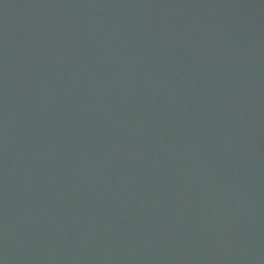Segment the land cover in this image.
Returning <instances> with one entry per match:
<instances>
[{"label": "water", "instance_id": "95a60500", "mask_svg": "<svg viewBox=\"0 0 264 264\" xmlns=\"http://www.w3.org/2000/svg\"><path fill=\"white\" fill-rule=\"evenodd\" d=\"M0 264H264V0H0Z\"/></svg>", "mask_w": 264, "mask_h": 264}]
</instances>
